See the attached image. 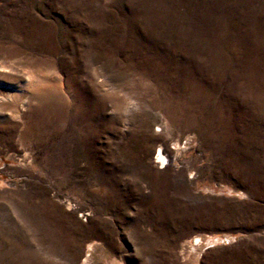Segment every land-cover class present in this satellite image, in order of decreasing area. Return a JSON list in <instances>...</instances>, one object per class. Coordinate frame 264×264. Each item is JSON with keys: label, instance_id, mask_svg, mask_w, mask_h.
Instances as JSON below:
<instances>
[{"label": "rangeland", "instance_id": "rangeland-1", "mask_svg": "<svg viewBox=\"0 0 264 264\" xmlns=\"http://www.w3.org/2000/svg\"><path fill=\"white\" fill-rule=\"evenodd\" d=\"M0 264H264V0H0Z\"/></svg>", "mask_w": 264, "mask_h": 264}, {"label": "bare ground", "instance_id": "bare-ground-1", "mask_svg": "<svg viewBox=\"0 0 264 264\" xmlns=\"http://www.w3.org/2000/svg\"><path fill=\"white\" fill-rule=\"evenodd\" d=\"M157 159H160L161 160V162L162 163H164V159H163V157L161 156V153L160 152H158V154H157V157H156Z\"/></svg>", "mask_w": 264, "mask_h": 264}]
</instances>
